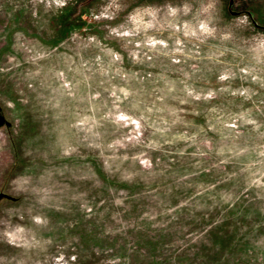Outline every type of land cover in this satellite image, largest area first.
I'll return each instance as SVG.
<instances>
[{
	"label": "rangeland",
	"instance_id": "374dc122",
	"mask_svg": "<svg viewBox=\"0 0 264 264\" xmlns=\"http://www.w3.org/2000/svg\"><path fill=\"white\" fill-rule=\"evenodd\" d=\"M0 264H264V0H0Z\"/></svg>",
	"mask_w": 264,
	"mask_h": 264
}]
</instances>
